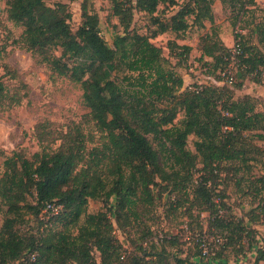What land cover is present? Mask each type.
<instances>
[{"label":"trees","instance_id":"obj_1","mask_svg":"<svg viewBox=\"0 0 264 264\" xmlns=\"http://www.w3.org/2000/svg\"><path fill=\"white\" fill-rule=\"evenodd\" d=\"M213 2L188 0L173 14L161 18L156 13L158 5H175L176 0H111L112 14L123 31L114 33L110 45L100 34L98 14L89 12L83 3L81 23L72 31L68 5L62 0L53 5L45 0H6L8 19L22 27V45L57 74L85 82V116L101 134V140L94 143L78 126L53 152H36L30 158L15 152L4 158L0 176V203L4 207L0 264H144L136 254L129 259L123 253L110 215L124 228L153 204V187L169 195L187 194L197 164L202 179L192 191L194 204L189 205L210 211L216 225L227 232L219 236L220 249L206 260L199 247L191 254L175 255L171 263L159 252L156 264H210V260L264 264V239L253 260L228 261L225 252L243 235L250 237L251 230L239 220L219 216L211 185L220 173L248 166L252 158L248 156L245 132H264V111L256 110L248 94L236 98L226 82L184 87L181 76L163 66L166 60L161 48L150 41L166 31L184 32L190 16L199 24L205 19L213 24ZM255 4V0H246L241 5ZM134 10L149 16V34L129 30ZM254 32L257 43L245 41L237 31L232 47H226L215 31L203 36L200 58L207 68L218 70V81H222L220 72L233 60L239 70V80L231 82L234 88H241L247 77L261 82L264 22H257ZM170 48L181 49L178 54L190 49L175 41ZM233 48L237 53L232 54ZM56 50H60L59 55ZM1 52L0 46V56ZM5 90L0 74V100ZM179 110L184 114L177 125L173 121ZM191 134L195 136L194 151L187 148ZM260 180L264 184V177ZM97 198L103 199L106 209L87 212L88 200ZM112 198L114 203L110 204ZM51 201L61 208L44 220L42 211ZM173 201L171 207L178 202ZM28 221L34 228L24 230L22 226ZM94 250L99 253V261L94 258Z\"/></svg>","mask_w":264,"mask_h":264},{"label":"rangeland","instance_id":"obj_2","mask_svg":"<svg viewBox=\"0 0 264 264\" xmlns=\"http://www.w3.org/2000/svg\"><path fill=\"white\" fill-rule=\"evenodd\" d=\"M56 1L58 0H45L48 5H53ZM62 1L68 5L72 31L81 23L82 3L89 12L98 14L100 34L107 43L111 45L114 33L123 31L117 17L112 14L111 0ZM187 1L176 0L175 5L161 3L156 13L161 18H167ZM242 1L246 0H214L213 24L207 19L199 24L190 16L189 26L184 32L176 34L166 31L150 39L162 50V56L166 60L163 66L176 71L181 76L184 87L193 84H222L217 79L218 70L207 68L203 58H200L202 38L206 34L215 31L226 47L233 46L237 31L242 33L245 41L257 43L254 25L259 21L264 22V0H255L254 6L246 7L241 5ZM151 28L149 16L134 10L129 30L149 34ZM21 32L22 27L8 19L6 0H0V74L6 88L5 95L0 100V176L4 170L3 160L6 156L19 152L30 158L36 152H53L64 144L68 136L75 133L78 126L94 143L97 144L101 140V134L85 116L88 112L82 100L85 82L52 71L40 56L22 45ZM173 41L187 45L190 49L186 54H178L182 52L181 49L170 48ZM55 54L59 55L60 50H56ZM233 74L234 80H239L237 67L233 68ZM260 79L259 83L247 77L243 80L241 88H234V83H228V86L233 88L236 98L248 94L253 99L256 110L264 111V70ZM183 114V111L179 110L173 122L178 125ZM263 135L261 130L245 132L246 143L250 148L248 156L252 158L248 166H242L238 171L226 170L220 173L218 181H211L219 216L223 220H239L251 230L250 237L243 235L238 244L225 252L230 263L235 260H253L257 246L264 239V184L260 180L264 177ZM149 139L156 147L152 136H149ZM194 140V135L188 136L187 148L191 151H194ZM88 146H91V143H88ZM199 168L200 164H197L192 171L187 194L180 192L169 195L161 193L158 187H153L156 195L153 204L143 209L144 214L138 220H132L127 226L124 225V228L115 223L113 214L110 215L114 234L122 243L123 253L129 259L136 254L144 260V264H156L160 252L163 259L171 263L175 255L191 254L202 247L198 242L202 232V239L209 251L220 249L215 238L227 231L216 225L214 215L210 214V211L197 205H189V202H192V191L202 179V171ZM220 195L223 196L221 202ZM174 199L178 202L171 207L170 203H174ZM113 203L112 198L110 204ZM104 204L102 198L89 199L87 212L104 210ZM3 209L0 203V225L4 216ZM22 228H34V223L25 222ZM72 229L75 233L76 230ZM148 230L150 232H147ZM138 246H141V249H138ZM93 255L95 260L99 261V253L96 250ZM209 263L221 264L222 261L210 260Z\"/></svg>","mask_w":264,"mask_h":264},{"label":"built area","instance_id":"obj_3","mask_svg":"<svg viewBox=\"0 0 264 264\" xmlns=\"http://www.w3.org/2000/svg\"><path fill=\"white\" fill-rule=\"evenodd\" d=\"M235 53H237V50L233 48L232 54ZM235 67H236L235 62L233 60L228 63V65L220 72V76L222 78L221 82L231 83L233 81L234 79L233 68ZM60 208L61 205L57 204L55 201L48 202L42 211V219L48 220L53 215L57 214ZM215 239L218 242V244L221 242V238L219 236ZM200 244L202 245V247H200L202 250V256L206 260L208 259L209 256H211V254H213V251L211 252L208 250V248L204 244L203 239Z\"/></svg>","mask_w":264,"mask_h":264}]
</instances>
